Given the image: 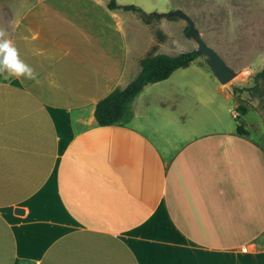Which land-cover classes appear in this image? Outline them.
I'll return each mask as SVG.
<instances>
[{
	"label": "crops",
	"instance_id": "crops-1",
	"mask_svg": "<svg viewBox=\"0 0 264 264\" xmlns=\"http://www.w3.org/2000/svg\"><path fill=\"white\" fill-rule=\"evenodd\" d=\"M121 10L0 0L36 74L0 72V264H264L261 109L192 60L145 85L128 122L96 121L144 57Z\"/></svg>",
	"mask_w": 264,
	"mask_h": 264
},
{
	"label": "rangeland",
	"instance_id": "rangeland-1",
	"mask_svg": "<svg viewBox=\"0 0 264 264\" xmlns=\"http://www.w3.org/2000/svg\"><path fill=\"white\" fill-rule=\"evenodd\" d=\"M118 1L123 4L134 3L151 14L150 21L145 22L137 12L121 10L126 19L128 42L132 49H139L144 56L158 52L176 54L197 49L195 39L185 33L188 26L185 19L167 14H158L156 17L157 12L182 9L193 19L204 41L213 47L235 72L234 76L223 84L231 90L234 85L249 87L232 92L238 93L242 104L259 108L264 114V81L254 78V74L264 64V0ZM208 59L206 54L199 53L193 63L200 62L213 73ZM138 67L140 68V63ZM135 75L133 74L132 78Z\"/></svg>",
	"mask_w": 264,
	"mask_h": 264
},
{
	"label": "trees",
	"instance_id": "trees-1",
	"mask_svg": "<svg viewBox=\"0 0 264 264\" xmlns=\"http://www.w3.org/2000/svg\"><path fill=\"white\" fill-rule=\"evenodd\" d=\"M109 8H122L132 10L138 13L145 22L150 21V12L145 11L139 5L134 3L118 4L116 0H108ZM158 17V14L156 15ZM172 17V16H171ZM199 53L196 49L181 51L176 54L158 52L147 54L139 61L140 68L137 74L123 87H116L107 95L99 99L94 108V116L99 124H123L128 122L133 115L131 108L132 101L136 94L142 88L155 81L167 78L175 69L187 66ZM210 62V59H208ZM255 80L261 78L264 81V64L260 70L254 74ZM249 87L237 86L232 87V91H242ZM262 103L264 105V88L262 90ZM238 111H243V105L237 106ZM239 113H236L234 120L236 130L240 133H247L241 123L238 121Z\"/></svg>",
	"mask_w": 264,
	"mask_h": 264
},
{
	"label": "water",
	"instance_id": "water-1",
	"mask_svg": "<svg viewBox=\"0 0 264 264\" xmlns=\"http://www.w3.org/2000/svg\"><path fill=\"white\" fill-rule=\"evenodd\" d=\"M157 14L177 15L185 19L188 23L185 31L186 35L191 36L197 43V52L206 54L210 59V67L215 77L221 82H227L231 77L234 76L235 72L225 62L223 57L210 45H208L202 38L199 30L195 27L193 19L185 13L182 9H171L169 11L157 12ZM14 211L23 212L20 207H15Z\"/></svg>",
	"mask_w": 264,
	"mask_h": 264
},
{
	"label": "clouds",
	"instance_id": "clouds-1",
	"mask_svg": "<svg viewBox=\"0 0 264 264\" xmlns=\"http://www.w3.org/2000/svg\"><path fill=\"white\" fill-rule=\"evenodd\" d=\"M5 35V31L0 30V72L6 70L17 76L36 79L34 69L20 58L19 52L12 42L4 39Z\"/></svg>",
	"mask_w": 264,
	"mask_h": 264
}]
</instances>
